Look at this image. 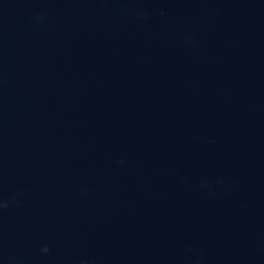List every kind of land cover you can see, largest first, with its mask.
<instances>
[{
  "label": "water",
  "instance_id": "obj_1",
  "mask_svg": "<svg viewBox=\"0 0 264 264\" xmlns=\"http://www.w3.org/2000/svg\"><path fill=\"white\" fill-rule=\"evenodd\" d=\"M0 264H264V0H0Z\"/></svg>",
  "mask_w": 264,
  "mask_h": 264
}]
</instances>
